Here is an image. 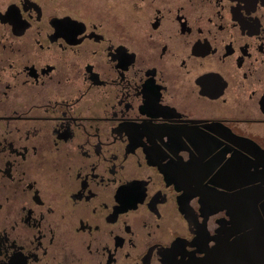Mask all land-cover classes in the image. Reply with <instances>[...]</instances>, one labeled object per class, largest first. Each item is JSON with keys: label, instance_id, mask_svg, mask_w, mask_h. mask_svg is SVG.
Listing matches in <instances>:
<instances>
[{"label": "flooded vegetation", "instance_id": "obj_1", "mask_svg": "<svg viewBox=\"0 0 264 264\" xmlns=\"http://www.w3.org/2000/svg\"><path fill=\"white\" fill-rule=\"evenodd\" d=\"M253 214L264 0H0V264H264Z\"/></svg>", "mask_w": 264, "mask_h": 264}, {"label": "water", "instance_id": "obj_2", "mask_svg": "<svg viewBox=\"0 0 264 264\" xmlns=\"http://www.w3.org/2000/svg\"><path fill=\"white\" fill-rule=\"evenodd\" d=\"M260 217H261L260 215H256V214H253V216H252L253 227L258 226L257 229L254 228V232H256L258 235L262 231L260 229V226H262L261 224L263 223V225H264V222L261 221ZM262 227L264 228V226H262ZM253 240H255L254 243L256 244V240L257 241L262 240V236H258V238H256V239L253 237ZM263 240H264V236H263Z\"/></svg>", "mask_w": 264, "mask_h": 264}]
</instances>
